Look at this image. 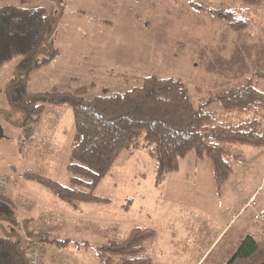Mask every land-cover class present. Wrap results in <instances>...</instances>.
<instances>
[{
    "label": "rangeland",
    "instance_id": "1",
    "mask_svg": "<svg viewBox=\"0 0 264 264\" xmlns=\"http://www.w3.org/2000/svg\"><path fill=\"white\" fill-rule=\"evenodd\" d=\"M191 2L204 9L193 8ZM7 4L43 7L60 15L51 39L59 55L32 71L30 93L74 92L85 86V97L93 99L104 88L124 92L152 74L180 78L197 106L248 79L264 91V79L257 76L264 71V9H244L241 0H0V6ZM207 9L235 11L236 20H246L249 27L234 32ZM46 57L41 55L39 61ZM23 64L24 58L18 56L0 66L2 170L15 175L11 168L15 164L20 171L68 185L73 112L47 105L34 137H26L18 126L24 113L11 107L6 92ZM208 111L220 114V103ZM231 148L234 171L221 189L207 158L197 160L190 153L181 159L177 171L157 183L156 163L148 152L126 149L95 191L110 199L109 204L77 203L74 207L62 201L70 209L69 220L65 212L64 227L47 226L34 232L24 222L18 228L5 226L19 231L26 245L27 238L39 240L44 252L58 247L54 238L70 239L66 252L72 261L67 264H103L94 247L124 240L135 227L155 231L144 242L151 264H225L245 236L264 238L260 214L264 209V146L234 144ZM32 184L29 190L42 199ZM38 186L57 199L48 188ZM75 240L93 247L86 254ZM114 262L122 264V258L115 257Z\"/></svg>",
    "mask_w": 264,
    "mask_h": 264
},
{
    "label": "trees",
    "instance_id": "2",
    "mask_svg": "<svg viewBox=\"0 0 264 264\" xmlns=\"http://www.w3.org/2000/svg\"><path fill=\"white\" fill-rule=\"evenodd\" d=\"M244 9H264V0H241ZM197 10L204 8L194 2ZM207 13L226 21L232 31L241 32L249 22L236 20L235 11L207 9ZM60 15L43 7L25 8L15 4L0 6V66L18 56L24 58L13 84L6 92L11 107L24 113L18 125L26 137H33L47 105L68 107L73 112L72 136L65 185L35 172L23 177L35 181L61 201L109 204L110 199L95 194L101 181L126 149H145L156 163V181L161 183L168 173L180 168L181 159L192 153L199 159H209L214 167L217 187L230 179V162L234 144L264 146V91L252 79L226 91L214 93L203 104L195 105L188 86L180 78H163L156 74L141 79L138 85L124 92L104 88L103 93L87 99V87L74 92L54 90L30 93L32 71L53 61L59 52L51 45ZM41 55H46L39 61ZM257 76L264 79V71ZM219 102L220 114L208 111ZM20 221L14 206L0 199V264H28V245L18 231ZM155 235L151 228L135 227L124 240H111L95 246L103 264H151L145 254L144 242ZM67 247L71 240H52ZM79 245V240L74 241ZM92 248L90 242L79 245ZM225 264H264V238L245 236L233 256Z\"/></svg>",
    "mask_w": 264,
    "mask_h": 264
},
{
    "label": "crops",
    "instance_id": "3",
    "mask_svg": "<svg viewBox=\"0 0 264 264\" xmlns=\"http://www.w3.org/2000/svg\"><path fill=\"white\" fill-rule=\"evenodd\" d=\"M47 109L48 108H46L45 111H47ZM53 109H62V108H53ZM58 111H63V110H58ZM62 113L64 115V112ZM11 168L15 171L16 173L15 175H11L10 173L3 171L2 163H0V174H2L3 176H7L8 178H11L12 182L14 181V184L11 188H8L6 190L4 189L1 190L0 188V199L7 201L14 206V208L17 211L20 223L24 222L25 225H28L30 229H32V231L34 232H40V230L42 231L43 228L47 226L55 227L56 225H58L60 227H64L65 212L68 213V214L66 213V217L70 215V209L66 210L64 208L65 203L63 204L62 201L57 200L58 198L57 199L53 198L54 196H48L47 194L42 192L44 191L43 188H41V186H38L42 184L35 181L26 180L22 175L23 173H25V171L18 170L15 164H12ZM30 183L31 184L33 183L32 185H36L34 187H37V192L43 195L42 199L37 198L34 192L29 190V185H31ZM42 187L45 188V186L43 185ZM49 191L51 192V190ZM260 214H259V218H260ZM50 221H52V223ZM54 221H60V223L58 222L55 223ZM68 247L69 246L67 247L58 246L56 248H49L48 250H46L44 252V258L46 264H67V262H71L72 259L71 260L68 259L69 255L71 254L66 252V248ZM59 248L64 249L65 252H62V250H60ZM84 250L85 253L88 254V251L91 249L84 248ZM92 257L94 258L93 254Z\"/></svg>",
    "mask_w": 264,
    "mask_h": 264
},
{
    "label": "built area",
    "instance_id": "4",
    "mask_svg": "<svg viewBox=\"0 0 264 264\" xmlns=\"http://www.w3.org/2000/svg\"><path fill=\"white\" fill-rule=\"evenodd\" d=\"M11 178L0 174V188L5 189L11 184ZM264 219V211L261 212ZM28 264H46L42 243L35 238H27Z\"/></svg>",
    "mask_w": 264,
    "mask_h": 264
}]
</instances>
